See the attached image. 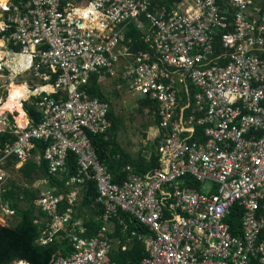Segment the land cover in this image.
Here are the masks:
<instances>
[{"label":"built area","instance_id":"built-area-1","mask_svg":"<svg viewBox=\"0 0 264 264\" xmlns=\"http://www.w3.org/2000/svg\"><path fill=\"white\" fill-rule=\"evenodd\" d=\"M0 13V38L17 69L39 80L21 106L40 95L42 113L34 122L26 112L21 123L15 110L0 111V133L15 135L0 138V186L32 158L61 176L70 152L77 157L71 191L48 186L36 200L39 242L70 247L53 264H112L111 251L129 247L112 236L122 211L145 228L132 231L147 252L140 264H264V0H7ZM132 22L147 25L153 51L126 41ZM10 63L3 55L0 79L5 67L15 71ZM95 73L157 101L159 168L141 174L129 164L118 181L101 158L93 135L112 126L111 103L87 89ZM37 140L47 142L42 154ZM91 181L102 226L87 236L75 206ZM65 197L71 206L61 211ZM235 207L243 211L240 234L229 220Z\"/></svg>","mask_w":264,"mask_h":264},{"label":"trees","instance_id":"trees-1","mask_svg":"<svg viewBox=\"0 0 264 264\" xmlns=\"http://www.w3.org/2000/svg\"><path fill=\"white\" fill-rule=\"evenodd\" d=\"M13 2L23 6L29 0H12ZM153 5H171L178 0H150ZM224 7L223 2L221 3ZM147 25L144 27L138 26L132 22L126 29V41L132 39V46L134 50H151V44L146 41ZM99 73L92 75L90 84L87 89L92 95H98L111 103L110 117L112 119V126L106 133L93 135V140L101 158L108 164L109 168L114 173L116 180L122 181L127 177V165H132L135 171L145 174L153 169L159 168L161 165L160 157L156 150V144L159 142L157 138L154 146L151 148V156L147 157L141 153L138 157H133L128 153L118 141V131L121 126V119L115 114L110 97L104 92L101 83L99 82ZM119 91V90H118ZM7 94V91L4 92ZM7 96V95H5ZM40 95H33L31 99L24 102V109L28 116L34 121L39 122L42 118V113L36 105V101ZM143 106H148L153 112L157 108V101L150 98L142 99ZM14 114H11L13 118ZM158 125L159 119L156 117ZM15 138L8 132L0 133V138L7 140ZM47 142L43 140L36 141V148L34 152L41 154L44 152ZM24 177L35 181L41 178H47L50 186L56 187L57 193H67L71 191L72 185H67V181L77 171V157L73 152H70L68 158L67 170L61 176L50 174L47 162L42 158L38 161L36 158L28 160L19 170ZM190 184L199 186L197 181L191 180ZM24 192V199L28 202L27 207L22 208L19 202L11 203V208L16 210L19 216L16 225H3L0 228V264H14L16 261L26 260L30 264H53V259L60 253L67 254L70 247L67 246L66 240H56L48 244H41L39 237L42 233L44 223L42 219L44 213L37 207L36 200L40 195V191L36 188L19 186L16 181L10 180L6 185V189L0 187V199L6 200L12 196L21 197ZM71 206L69 200L65 197L61 204V211L67 210ZM76 215L84 218L87 226L86 235H95L99 232L102 221L98 218L100 214V206L97 203V187L94 182H88L81 187V198L76 204ZM243 211L235 207L229 220L232 225L233 232L240 234L238 229L241 224V216ZM38 220V221H37ZM116 226L115 232L112 233L114 237H120L122 243L128 242L129 247L125 250L122 248H114L111 253L112 264H140L144 256L147 255L144 242L139 239L137 235H133L132 231L144 232L145 228L129 213L120 212L118 217H115ZM127 226V229H126ZM125 229V231H124ZM128 237H132L128 241Z\"/></svg>","mask_w":264,"mask_h":264},{"label":"rangeland","instance_id":"rangeland-1","mask_svg":"<svg viewBox=\"0 0 264 264\" xmlns=\"http://www.w3.org/2000/svg\"><path fill=\"white\" fill-rule=\"evenodd\" d=\"M4 48V49H1ZM7 43H0V53L5 56V59H9L12 64H16L18 60L11 57L9 50H6ZM4 53H3V52ZM6 52V53H5ZM18 58V57H17ZM4 77L0 79V99L7 98L5 95H9L11 88L15 84L25 83L26 85H37L39 80L34 77L30 70H20L19 72L13 71L11 67L6 68ZM116 78L105 74L103 80L104 91L108 94L111 99L115 114L121 119V126L119 132V138L134 152L139 153L143 149H149L154 146L156 136H153L151 126L156 128L155 125V112L150 110L148 106H143L141 97H137L132 93L123 91H118ZM7 91V94L4 92ZM14 114L18 115L19 111L15 110ZM10 180L16 181L19 186L24 188L31 187L37 188L39 191L47 188L48 183L41 179L31 181L30 178L24 177V175L17 170L11 171ZM24 192L21 193V197L12 196L6 200L0 199V225H16L19 216L11 213H7L5 207L11 208L12 202H19L20 207L25 208L28 202L23 198ZM13 209V208H12ZM14 264H25L24 262L16 261Z\"/></svg>","mask_w":264,"mask_h":264},{"label":"bare ground","instance_id":"bare-ground-1","mask_svg":"<svg viewBox=\"0 0 264 264\" xmlns=\"http://www.w3.org/2000/svg\"><path fill=\"white\" fill-rule=\"evenodd\" d=\"M0 43H7L5 40L0 38ZM3 57V54L0 53V59ZM28 89V86L25 83H18L15 84L12 88H11V95L7 100H4V102L2 104H0V111L4 110V109H12V110H18L19 114H18V119L21 123H25L27 121V118L25 116V111L24 108H22L21 106V96L17 97L16 99H13V95L17 92H24Z\"/></svg>","mask_w":264,"mask_h":264},{"label":"crops","instance_id":"crops-1","mask_svg":"<svg viewBox=\"0 0 264 264\" xmlns=\"http://www.w3.org/2000/svg\"><path fill=\"white\" fill-rule=\"evenodd\" d=\"M27 3V2H26ZM1 49H4V48H1ZM6 50H9V46H7V48H6ZM3 52V51H2ZM4 53V52H3ZM6 53V52H5ZM9 53L11 54V57L13 58V59H15L14 58V56L12 55L13 53H11L10 52V50H9ZM6 56V55H5ZM17 60V59H16ZM19 60V59H18ZM10 64H12V63H10ZM20 64V62H16V64H12V66L15 68V71L16 72H19V70L17 69V66ZM104 78H105V74H102L100 77H99V82L101 83V85L103 84V80H104ZM102 88H103V90H104V86L102 85ZM119 91H123L122 89H119ZM105 92V91H104ZM22 108H24V106L22 107ZM24 111H25V116H26V110L24 109ZM26 118H27V116H26ZM155 125H156V128H153V126H151V128H152V130H153V132H151L152 134H154L153 136H156V139H157V135H158V126H157V123H156V116H155ZM119 132H120V129H119V131H118V141H119V143H120V145L128 152V153H130L133 157H138L141 153H143V154H145L147 157H149V156H151V153H152V150H151V148L152 147H150L149 149H143V150H141V151H139V153H134L123 141H122V138L120 139L119 138ZM156 141V140H155ZM155 141H153L154 143H155ZM38 161H41V160H39V159H37ZM45 179H47V178H41V180H43L44 182H46V183H48V185L50 186V184H49V181H46ZM48 180V179H47ZM10 182V181H9ZM8 182V183H9ZM8 183H6V184H4V186L5 187H3V186H0L1 187V189H6V185L8 184ZM41 192V191H40ZM79 217H81V216H79ZM83 218V217H82ZM85 222V221H84Z\"/></svg>","mask_w":264,"mask_h":264},{"label":"clouds","instance_id":"clouds-1","mask_svg":"<svg viewBox=\"0 0 264 264\" xmlns=\"http://www.w3.org/2000/svg\"><path fill=\"white\" fill-rule=\"evenodd\" d=\"M0 7H4L6 8L7 7V0H0ZM79 12V10H77ZM90 11L91 10H86V11H83L81 12L80 14L84 17H87L89 14H90ZM2 27V26H0ZM23 93L20 92V91H17L14 95H13V99H16L17 97L21 96Z\"/></svg>","mask_w":264,"mask_h":264},{"label":"water","instance_id":"water-1","mask_svg":"<svg viewBox=\"0 0 264 264\" xmlns=\"http://www.w3.org/2000/svg\"><path fill=\"white\" fill-rule=\"evenodd\" d=\"M3 16V14L2 13H0V17H2ZM3 225H0V228L2 227Z\"/></svg>","mask_w":264,"mask_h":264}]
</instances>
